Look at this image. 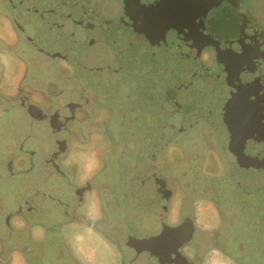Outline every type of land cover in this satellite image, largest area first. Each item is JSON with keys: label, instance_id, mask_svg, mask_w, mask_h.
I'll return each instance as SVG.
<instances>
[{"label": "flooded vegetation", "instance_id": "af4514ba", "mask_svg": "<svg viewBox=\"0 0 264 264\" xmlns=\"http://www.w3.org/2000/svg\"><path fill=\"white\" fill-rule=\"evenodd\" d=\"M137 1L0 0V264H264V58Z\"/></svg>", "mask_w": 264, "mask_h": 264}, {"label": "water", "instance_id": "95a60500", "mask_svg": "<svg viewBox=\"0 0 264 264\" xmlns=\"http://www.w3.org/2000/svg\"><path fill=\"white\" fill-rule=\"evenodd\" d=\"M138 23L151 29L175 28L192 44H211L221 59L241 65L264 58V33L258 20L245 9L243 0L137 1ZM136 8V7H135Z\"/></svg>", "mask_w": 264, "mask_h": 264}, {"label": "rangeland", "instance_id": "374dc122", "mask_svg": "<svg viewBox=\"0 0 264 264\" xmlns=\"http://www.w3.org/2000/svg\"><path fill=\"white\" fill-rule=\"evenodd\" d=\"M262 2L264 3V0ZM12 72H14V71H12ZM12 72H11V74H12ZM0 144H1V142H0ZM1 153H4V152L0 149V154ZM45 236H44L43 240L45 239ZM46 240L47 241L44 242V246L43 247L49 246L48 244H50L51 242H53V239L51 237H49ZM90 240L94 244L97 243L98 246H99V248H101L103 250L102 251V256H101V258L103 259V261H102L103 264H112L111 257L109 256L110 254L107 253V251H105L103 249V244H102L103 241L101 240L102 241L101 242L100 240H97L94 237H91ZM42 243H43V241H42ZM55 248H56V240H55V245L52 246V249L53 250H55ZM53 250L51 251V253L50 252L48 253L47 251H45V253L41 256V259L39 261L32 262V264H57V255L55 254V252L53 253ZM20 259H22V258L20 257ZM16 261H17V259H16ZM58 262L61 263L62 261H58ZM62 263L67 264L68 263V260L64 258V260H63Z\"/></svg>", "mask_w": 264, "mask_h": 264}, {"label": "clouds", "instance_id": "9594fccd", "mask_svg": "<svg viewBox=\"0 0 264 264\" xmlns=\"http://www.w3.org/2000/svg\"><path fill=\"white\" fill-rule=\"evenodd\" d=\"M66 164L71 163V161H66ZM98 166V161L96 160L95 156L93 155L92 157L89 158L88 163L86 165V168L89 172L93 171L95 167ZM211 264H230V261L222 258L220 253L215 254V258L211 261Z\"/></svg>", "mask_w": 264, "mask_h": 264}]
</instances>
